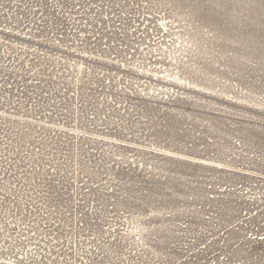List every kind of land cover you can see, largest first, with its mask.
Instances as JSON below:
<instances>
[{"label": "rangeland", "instance_id": "374dc122", "mask_svg": "<svg viewBox=\"0 0 264 264\" xmlns=\"http://www.w3.org/2000/svg\"><path fill=\"white\" fill-rule=\"evenodd\" d=\"M0 264H264V0H0Z\"/></svg>", "mask_w": 264, "mask_h": 264}]
</instances>
